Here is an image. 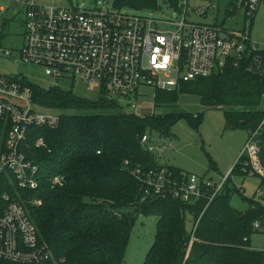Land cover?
I'll use <instances>...</instances> for the list:
<instances>
[{
	"label": "trees",
	"instance_id": "obj_1",
	"mask_svg": "<svg viewBox=\"0 0 264 264\" xmlns=\"http://www.w3.org/2000/svg\"><path fill=\"white\" fill-rule=\"evenodd\" d=\"M163 1L180 10L181 0ZM113 4L137 12L157 11L160 0H114ZM10 10L6 8L2 17L0 43L12 23L5 17ZM20 14L24 15L23 8ZM29 86L36 107L61 114L59 128L31 130V143L43 138L46 146L27 151L40 167V188L28 194L43 201L41 206L28 207L29 217L56 264H123L133 230L131 219L140 216L157 218L155 242L143 264H264V251L251 246L253 235L264 226V206L251 200L246 212L233 208L230 200L235 189L228 186L230 179L212 201L211 193L205 192L191 203L157 198L141 202L143 189L125 168L126 161L134 167H159L141 144L144 135L168 138L182 119L195 129L200 126L203 114L181 105L187 97L197 100L201 109H224L229 128L256 130L264 119V78L245 68H227L173 91L158 90L155 106L165 112L148 116L126 113L117 101L107 98L105 90L100 98L90 100L74 90ZM4 128L0 122V148ZM242 160L231 174L241 170ZM168 168L176 178L188 174ZM55 176L64 177L63 187L52 188ZM188 217L193 220L191 232ZM257 221L260 229L255 230Z\"/></svg>",
	"mask_w": 264,
	"mask_h": 264
},
{
	"label": "built area",
	"instance_id": "obj_2",
	"mask_svg": "<svg viewBox=\"0 0 264 264\" xmlns=\"http://www.w3.org/2000/svg\"><path fill=\"white\" fill-rule=\"evenodd\" d=\"M263 1H242L245 27L236 33L217 23L190 22L189 0L180 1L176 12L181 19L177 22L158 21L108 3L80 10L39 6L29 0L22 4L24 32L19 62L41 68L54 86L62 82L75 86L84 81L89 89L99 87L98 98L105 90L107 98L115 101L130 100L142 86L173 91L183 83L227 68H245L249 74L264 78V45L251 37L252 20ZM211 2L209 8L217 10V1ZM209 8L198 13L207 15ZM4 12L5 8L0 7V28ZM158 24L171 28L161 31ZM4 55L12 57L13 52L5 50ZM25 81L18 75H0V122L5 124V142L0 148V264H56L48 248L40 243L38 230L29 217L28 207L41 206L43 201L28 194L40 188V167L27 151L46 146L43 138L31 143V130L59 128L61 114L36 107L32 89ZM248 133L241 170L245 175L264 179V119ZM141 144L159 166L134 167L130 161L125 162V168L143 189L141 202L157 198L191 203L205 192L211 193L212 201L225 190L228 175L219 183L193 174L174 177L168 165L162 163L163 155L175 148L171 137L146 134ZM64 185L63 176L51 178L53 189ZM257 194L263 195L260 190ZM253 227L260 229V222ZM193 241L192 238L187 254Z\"/></svg>",
	"mask_w": 264,
	"mask_h": 264
},
{
	"label": "rangeland",
	"instance_id": "obj_3",
	"mask_svg": "<svg viewBox=\"0 0 264 264\" xmlns=\"http://www.w3.org/2000/svg\"><path fill=\"white\" fill-rule=\"evenodd\" d=\"M20 1V2H18ZM29 0H0V7L10 8L5 13L7 19H12L7 29V37L0 43V75H18L27 83L43 89L58 87L62 90H73L74 93L90 100L99 97V87L91 86L81 81L75 86L62 82L54 86L52 80L45 75L43 70L34 65L20 63L19 52L23 47L22 10L23 3ZM37 5L45 7L71 8L79 7L80 10H92L96 6L108 3L110 6L114 0H35ZM217 10H211V0H189L188 20L194 23H207L223 26L227 30L236 33L242 32L245 27V12L241 7L243 0H216ZM209 8L208 14L201 16L200 10ZM16 17L12 16L15 15ZM144 16H150L158 21L177 22L181 19L180 13L171 9L163 0H160L157 11H142ZM171 28L168 25L158 24V29L166 31ZM1 31V29H0ZM252 40L264 45V1L256 13L251 24ZM5 50L13 52L12 57L4 55ZM156 88L142 86L136 96L130 100L116 99L117 103L128 114L148 116L164 113L163 109L155 106ZM183 107L189 112L200 111L203 119L200 126L195 129L186 119L180 120L171 130L170 137L175 148L166 152L162 157V163L182 169L185 173L196 175L206 181L219 183L227 175L230 178L228 186L234 190L230 203L240 212L249 209L253 199L264 206V184L260 176L245 175L242 170L233 173L249 138L246 129H232L227 127V119L224 109H201L195 104L197 100L190 97L184 98ZM261 109L264 110V101ZM169 111V110H168ZM53 112V111H50ZM259 190L263 193L258 197ZM244 196V198H243ZM187 229L191 232L193 220L188 217ZM157 218L154 216H140L133 227L131 238L127 246L123 264H143L148 252L155 242ZM251 246L255 250L264 251V226L251 239Z\"/></svg>",
	"mask_w": 264,
	"mask_h": 264
},
{
	"label": "water",
	"instance_id": "obj_4",
	"mask_svg": "<svg viewBox=\"0 0 264 264\" xmlns=\"http://www.w3.org/2000/svg\"><path fill=\"white\" fill-rule=\"evenodd\" d=\"M135 223H136V219L132 218V219H131V228H132V229H133Z\"/></svg>",
	"mask_w": 264,
	"mask_h": 264
},
{
	"label": "crops",
	"instance_id": "obj_5",
	"mask_svg": "<svg viewBox=\"0 0 264 264\" xmlns=\"http://www.w3.org/2000/svg\"><path fill=\"white\" fill-rule=\"evenodd\" d=\"M9 9V8H8Z\"/></svg>",
	"mask_w": 264,
	"mask_h": 264
}]
</instances>
